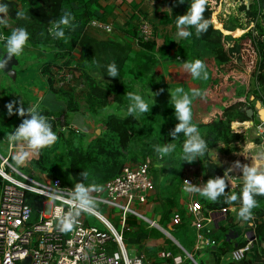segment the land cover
Returning <instances> with one entry per match:
<instances>
[{
	"label": "trees",
	"instance_id": "obj_1",
	"mask_svg": "<svg viewBox=\"0 0 264 264\" xmlns=\"http://www.w3.org/2000/svg\"><path fill=\"white\" fill-rule=\"evenodd\" d=\"M175 3L180 15H183L190 9L193 0H184V3L175 0ZM0 4L8 5L7 16L0 13V17L8 22L7 27L0 25V36L5 37L2 43L6 44V39L13 29L25 28L29 33L25 48L34 50L39 57L50 54V58L41 63L39 70L51 96L59 97V103H63V109L58 112L45 107L38 111L47 117L58 139L51 146L41 149L38 155H32L30 162L33 168L45 173L49 178H58L74 189L77 184H83L85 188L105 184L117 177L127 162L146 163L148 158H156L159 155L155 151V145L174 143L178 157L183 159V143L186 137L180 133L177 139L172 140L169 135L179 123L174 114V103L171 99L163 98L161 104L153 105L149 100V93L152 91L157 90L170 96L176 89L172 88V91L168 92L169 88L163 84L162 77L155 73L156 54H163L168 48H175V56L181 61L200 59L205 63L207 70L214 69L199 90L201 95L191 97L192 123L197 126L207 144L205 154L191 162L203 165L200 176L202 185L210 178L224 177L223 170L209 157V153L215 149L223 154L236 152L234 145L243 138L244 133L240 129L250 128L248 125L253 122L245 113L246 108H252L249 101L253 104L259 101L264 107V0H250L249 4H241L238 7V11L246 18V23L252 25L245 32L241 30L245 28L235 16L219 22L213 15L212 22L218 30L213 29L210 19L217 6V0H207L203 13L204 19L209 21L207 31L197 37L195 28H188L192 33L188 38H181L174 33L170 38L164 39L161 50L157 46L154 36L156 30L153 27L151 40L145 41L140 37L139 22L142 18L131 17L123 24L120 33L125 38L116 36L113 28L109 33L110 37H93L89 32L101 29L90 26V23L98 21L106 24L111 13L107 6L100 4V0H0ZM20 11L25 13L27 19L17 18ZM66 11L74 17L71 23L75 26L74 29L65 28L67 42L57 39L49 31L53 23ZM228 35L239 37L232 39ZM76 48H79L80 55L77 61H72L71 55ZM205 52L213 54L215 65L207 64L203 58ZM17 62L19 65L18 60ZM113 62L119 72L116 78L107 76V66ZM61 67L79 73L75 82L82 83L81 95L88 114L98 115L104 109L112 108L109 114L101 118L103 130L100 134L94 135V138L85 143L82 140L86 136L85 132H75L66 123V113L71 115L80 112L75 94L76 87L54 86L53 69ZM24 70L25 68L21 69ZM15 72L18 76L17 69ZM238 75L241 76L240 79L244 77V86L240 84ZM127 92L141 95L149 103L150 111L138 118L128 116L129 101L125 96ZM120 111L125 114H117ZM13 117L22 118L17 111ZM65 133L68 135L65 136ZM255 143L259 144L260 140L257 138ZM164 159L166 156L162 161ZM173 162L166 161L164 165H171ZM158 170L155 174L157 180L158 177L161 179L160 185H157L156 178L152 177L154 201L157 202L153 211L158 216V224L165 227L173 211L178 209L176 199L181 181L176 184V190L171 192L168 190L173 184L171 177H168L171 174L170 168L161 167ZM82 172H88V177L84 178ZM2 183L0 177V189ZM243 186L244 182L233 189L229 186L226 188V195L236 194L238 197L232 205L241 207L239 197ZM222 197V200L201 203L205 209L218 212L230 205L225 203V196ZM254 199L258 206L252 209L253 218L256 221L262 219L255 227V235L258 241L264 242V195H256ZM26 201L38 206L39 196L27 194ZM247 222L244 221V227ZM228 223L232 226L233 220L228 218ZM126 225L128 230L122 232V241L128 252L130 248L138 249L148 239L160 238L162 235L147 222L133 216L127 217ZM227 229V226H217L207 232L203 231L222 255L243 245V242L233 244L227 240ZM215 230H218L220 236L215 235ZM220 240L223 243L218 247ZM114 249L116 246L111 245V250ZM197 259L198 256L194 257V260ZM228 264L251 263L230 261ZM254 264H264V253L256 257Z\"/></svg>",
	"mask_w": 264,
	"mask_h": 264
},
{
	"label": "built area",
	"instance_id": "obj_2",
	"mask_svg": "<svg viewBox=\"0 0 264 264\" xmlns=\"http://www.w3.org/2000/svg\"><path fill=\"white\" fill-rule=\"evenodd\" d=\"M90 26L106 33L112 31L110 25L98 21H92ZM139 35L145 41L153 38V28L145 19L139 22ZM4 40L5 37L1 35L0 43ZM78 77L76 72L65 67L53 69L55 87L74 85L73 82ZM80 85L82 88L81 82ZM71 129L80 131L76 127ZM8 158L0 156V177L3 182L0 189V264H21L27 257L30 258L29 264H146L144 257L127 251L122 241V232L128 230V216L141 219L150 227L160 228L156 221L146 218L144 213L150 193L154 190L147 164H124L117 177L95 188L88 187V198L92 207L81 210L79 201L75 199L76 189L58 178L48 177L37 181L32 174L27 175L10 164ZM236 160H245V157L236 156ZM230 166L231 164L223 171V176L228 186L233 189L242 182L240 179H243V173L228 171ZM199 172L201 173L200 169L194 164L184 166L181 172L182 189L185 188V181L197 186L198 180H201L198 177ZM34 189L57 193L64 199L49 201L47 195H40ZM27 194L39 196V205L27 202ZM196 196L197 194L189 195L188 212L190 225L196 232V250H200L214 245L203 232L208 231L207 226L215 220L225 218L228 212L234 213L237 206L230 204L218 212H213L204 209ZM98 209H118L119 213L113 216L120 218L121 230L117 231L108 216L99 213ZM77 211L79 215H76ZM67 213H72L76 223L72 231L61 232L57 215ZM87 216L98 220L104 228L91 226ZM261 221L262 219L256 221L252 218L246 223L243 245L230 251L231 262L246 261L254 264L256 257L264 253V242L258 241L255 235V227ZM111 245H115L116 249L111 250ZM250 253L254 257L251 259L249 256L250 259H247ZM166 256L168 255L165 253L161 254V257ZM188 257L193 261L191 256Z\"/></svg>",
	"mask_w": 264,
	"mask_h": 264
},
{
	"label": "clouds",
	"instance_id": "obj_3",
	"mask_svg": "<svg viewBox=\"0 0 264 264\" xmlns=\"http://www.w3.org/2000/svg\"><path fill=\"white\" fill-rule=\"evenodd\" d=\"M179 3H184V0H179ZM207 0H193L190 9L183 15H178L176 20V27L178 29L177 35L181 38H188L192 35L188 28H195L197 37L205 33L209 27V21L204 19L203 13L205 11V5ZM0 13L7 16L8 5L0 4ZM18 19H27L25 13L20 11L17 13ZM74 19L70 12H65L58 21L54 22L52 28L49 30L54 34L57 39H63L67 42L65 37V28H73L74 25L71 21ZM0 25L8 26L7 19L0 17ZM29 39V33L23 27L13 29L11 35L6 39V55L7 60L0 62V68H4L12 57H19L26 46ZM184 71L191 74L194 79H207L208 73L205 70V63L196 59L192 62L183 63ZM119 72L115 62L107 66V76L116 78ZM155 95V94H154ZM201 93L195 89L192 90L191 96L185 92L183 88H176L174 92L170 93L171 101L174 103V114L179 121L175 125L169 135L172 140L179 137L180 133H183L186 137L183 143V160L191 163L197 157H201L207 150V144L201 137V134L195 124L192 123V98L200 96ZM126 99L129 101L127 108V115L133 118H138L140 115L148 113L150 111L149 103L146 102L141 95L133 92L125 93ZM15 102H10L6 105L8 114L12 115L13 106ZM155 101H153V105ZM153 107V106H152ZM17 113L20 117L30 116V118L23 119L22 123L15 129L13 133L7 135V139L10 143H20L23 145L21 150L13 156V160L16 166H23L29 160L32 155H38L39 151L45 147L51 146L57 139V134L52 130V126L49 123L46 116L41 115L36 107H29L26 110L21 106L17 109ZM156 153L161 157L168 156L174 152L176 145L174 143H167L163 145L154 146ZM235 168H242L244 186L242 193L239 197L241 201V207L239 209L238 217L244 221H249L253 218L252 209L257 207V201L254 199L256 195H264V171H260L255 166L241 165L238 161L234 165ZM229 169L228 171H231ZM81 175L87 178L89 173L82 172ZM95 188L96 186H91ZM226 183L225 177H215L207 180L205 185L197 187L193 184H189L185 181L184 191L189 194H199L200 196L207 198L208 200L215 202L222 195L225 196V203L232 204L238 200L236 194L226 195ZM40 195H47L49 201L59 199L63 200L64 197L57 193H49L45 190L34 189ZM89 188H85L83 184H77L75 191V199L79 201L81 210H86L92 207V202L88 198ZM79 215V211L76 212ZM59 221L58 228L61 232L72 231L74 224L76 223L72 213L64 215H57Z\"/></svg>",
	"mask_w": 264,
	"mask_h": 264
},
{
	"label": "crops",
	"instance_id": "obj_4",
	"mask_svg": "<svg viewBox=\"0 0 264 264\" xmlns=\"http://www.w3.org/2000/svg\"><path fill=\"white\" fill-rule=\"evenodd\" d=\"M100 4L102 6H107L110 9L111 13L107 17L106 24L110 25L114 29L113 33L119 38H125L123 34L120 33V29L123 24L131 17L137 19H145L152 25V27L156 30V35L154 36L157 46L158 48H160V50L166 37L170 38L172 34L178 33L176 20L180 13L178 7L176 6L175 0H100ZM89 33L97 39H105L109 36V33H106L103 30H91ZM170 41L171 43H173L171 39ZM79 55V48H76L71 55L72 61H77ZM156 62L155 73L162 77L163 84L169 88L168 90H170L168 92H171L172 88L178 87L183 88L184 91L185 89H188V91L191 92L193 89L197 91L201 89V83L198 80H195L190 73L184 71V61H181L175 56V48H168L163 52V54H156ZM38 73L39 77L45 82V79L41 77L40 70L38 71ZM3 75H5L10 81L17 79L16 75L14 78H9L7 74ZM23 77L24 76H22L21 78V83H23V80H25L24 82L26 84V87H24L23 89L30 95L28 103L25 102V99L22 98V93H9V95H6L0 88V133L4 135V141L8 143L6 154L4 155L0 153V156L3 157L10 158L11 156H14L21 150V147L23 146L20 143H10L7 139V135L9 133H13L15 129L22 123L23 119L30 118V116H25L15 119L13 115H15L17 109L22 105L25 110L29 107H36L37 111H39L40 104L45 100L46 97L53 99L49 92L45 94L42 90H38L35 87H30L29 83L26 82L27 79ZM185 79H187V81H185ZM18 94L21 96L20 102L17 97ZM10 102H15L13 106L14 114L12 115L8 114V110L6 107V105ZM62 109L63 103L61 104L60 111ZM73 117L74 120L71 121L72 127L84 128L82 116H80V114H74ZM74 125H77L78 127ZM175 153H177V151L174 150L173 155H176ZM246 156L237 157H245V160H243V162H240L248 166H255L260 171H264V158L259 159V156ZM256 158H258L260 160V163H262L260 166H256ZM197 166L199 167L200 171L203 169V165L201 163H197ZM42 175L45 177L44 179H47L49 177L43 173ZM240 180L242 181L240 183L244 182L243 179ZM197 183V187L202 188L204 186L202 185L201 180H198ZM179 191L183 195L182 201L178 202V209L173 211L171 219L170 221H168L165 227H161L158 224V216L153 211L157 207V202L154 201L155 189L150 193L148 204L144 207V213L150 215V217H148L149 219L156 221V223L160 227L157 228V230H159V232H162L164 236L159 239L150 238L147 241L143 242L140 248L137 249L135 247H132L130 248L129 252L132 255L138 254L144 257L146 264H228L230 262V252L225 255L219 254L220 251L216 249L215 246V249H212L209 246L210 248L206 247L200 250H196V237L194 242L186 247L179 239H177L173 235V232L178 231L177 227L185 225H188L189 228H191L196 234L195 230L190 225L191 219L188 212L190 194L186 193L184 189H182L181 183H179ZM196 197L199 198V194ZM239 209L240 207H237L234 214L229 212L227 214V218L225 216V218L215 220V222H213L211 225H208L207 227L210 229L212 227L216 228L217 226H227L228 229L225 233L227 236V240L231 241V243L233 244H236L237 242L242 243L244 241L243 230H245V227L244 220L238 217L237 210ZM179 213H182L183 216H185L186 221L182 220V217L181 219L177 217V214ZM228 218H231L233 220L232 226H229ZM220 241L218 247H220L223 243V241ZM162 253H165L168 256L161 257ZM188 256H191L195 263ZM197 256L198 259L196 261L194 260V257ZM249 256L252 259L254 257V254L250 253L247 256V259H250Z\"/></svg>",
	"mask_w": 264,
	"mask_h": 264
},
{
	"label": "rangeland",
	"instance_id": "obj_5",
	"mask_svg": "<svg viewBox=\"0 0 264 264\" xmlns=\"http://www.w3.org/2000/svg\"><path fill=\"white\" fill-rule=\"evenodd\" d=\"M250 0H217V6L213 12V14L211 15V26L213 29L214 28V24L212 22V16L214 15L217 19V21L222 22V21H226L229 18H231L232 16H235L237 18H239L240 23L242 24V26L245 29H241L242 31H246L249 27H252V25H248L246 23V18L244 17V15L238 11V7L241 4H249ZM218 30V29H215ZM243 32V33H244ZM242 33V34H243ZM230 36L232 39L238 38V37H234L232 35H228ZM110 37V36H108ZM230 44H232V41H230ZM6 44L4 43H0V53H4L6 52ZM50 54H43L42 57H39L37 53H35L34 50L31 49H26L24 48L23 53L19 56L16 57V59L19 61V65H16L13 67L14 70L17 69V79L10 81L5 75V73H3L2 71H0V88L3 91V93H5L6 95H9V93H22V98L25 99V102L28 103V99L30 98V95L24 91V87H26L25 84V80H23V83H21V78L22 76L25 77V79H27V83H29L30 87H35L38 90H42L43 93L47 94L49 91L47 90V87L45 86L46 81L44 82L40 77H39V68L42 62L46 61V59H49ZM188 58H190L188 56ZM204 60L207 61V64H211V65H215L214 64V60L213 59V54L211 52H205L203 55ZM1 59V58H0ZM194 61L193 59H189L187 60V62H192ZM22 68H25L24 71H21ZM208 73V77L210 75H212L214 69H210L207 70L205 69ZM3 74H2V73ZM77 77L79 76V73L76 72ZM239 77V81L241 85H245L246 81L243 78L240 79V75H238ZM23 77V78H24ZM41 77L43 78V76L41 75ZM180 79V78H179ZM201 83V87L205 84V80L203 78L200 79H196ZM185 81H187V79H185ZM74 85H69V86H75L77 91H75L76 97H77V103L79 104L80 107V112L78 114H80V116H82V120L84 122V128H78L80 131L85 132V137L82 138V140L85 142L89 141V139L94 138V135H98L97 130H103V127L101 125V118H103L105 115L109 114L112 111V108H106L104 109L102 112H100V114H88L87 111V106L85 104V101L82 99V90H79L81 88L80 83H76L75 81L73 82ZM172 85V84H171ZM69 86H67L66 88H68ZM78 87V88H77ZM170 91V90H168ZM185 92L189 93L191 95V91H188V89H185ZM49 94H51L49 92ZM155 94V95H154ZM18 100L20 102L21 100V96L18 94L17 95ZM171 99V97L164 93V92H158L157 90L152 91L149 93V100L150 103H153V101H155L156 103L161 104L162 99ZM59 97L55 96V98L51 99L49 97H46L45 100L40 104L39 109L41 108H47V109H51L53 111H60L61 109V104L58 102ZM249 105L251 107H254V104L249 101ZM22 106V105H21ZM67 119H66V123L69 125V127H72L71 125V121L74 120L73 115L74 114H68L66 113ZM119 115H124L125 112L120 111L119 113H117ZM200 117L202 118V116L200 115ZM196 120L199 118H195ZM258 117L256 115V113L254 114L253 117V122H250V124L248 126H250V128L246 129V128H242L240 130H243V138L236 143L235 149L236 152H232V153H228V154H223L220 151H218L217 149L215 150H211L209 153V157L215 162L216 165H218L223 171L229 167L230 164L232 163H236V156H259V159H263L264 158V133L261 131L260 128V124ZM71 125V126H70ZM77 126V125H74ZM78 127V126H77ZM100 134V132H99ZM68 134L65 133V136H67ZM260 140L259 144L255 143L256 139ZM252 143V145H251ZM7 146L8 143L4 141V135L0 133V153L1 154H6V150H7ZM247 152V153H246ZM176 155H178L177 153H175ZM176 155H173V152L171 154H169L168 156H166V159H164V161H162L163 158H161L160 156H157L156 158H148L146 163L149 171H150V175L151 177H155L156 178V174L155 172L163 167L164 169H168L170 168V173L168 175V177H171L173 184L170 185L168 188L169 191L174 192L176 190V184L178 182L181 181V171L184 168V165H186L183 159L180 160V158ZM31 158V157H30ZM30 158L29 160L26 162L25 165L23 166H16L13 160V156L10 157V164L14 165L15 167L19 168L22 172H24L27 175L32 174V177L37 180V181H43L44 180V176L42 175V173L33 168V165L30 162ZM258 158H256V166H260L262 163H260V160ZM166 161H174L171 165H164ZM234 161V162H233ZM243 162V160H241ZM241 162V163H242ZM131 162H127L125 164H128ZM144 163V162H143ZM190 164H194L197 166V163H190ZM188 165V164H187ZM242 165H244V163H242ZM199 170V167H198ZM8 173H10L9 170H7ZM159 172V170H158ZM169 173V172H168ZM45 174V173H44ZM201 173L199 172V179H201ZM15 178H18L20 180H23L22 178H20L19 176H16L14 174H12ZM243 177V174H241ZM167 181L170 179H166ZM161 179L158 177V180L156 178V184L160 185ZM165 183V182H164ZM182 193L180 191H178V198L176 199L177 202H181L182 201ZM222 196L218 198V200H222ZM217 200V201H218ZM199 201H210L207 198H204L202 196L199 195ZM212 202V201H210ZM203 203V202H202ZM179 207V204H178ZM99 213L103 214V215H107L109 221L112 223V225L114 226V228L117 231L121 230V225L119 223L120 218L114 217L113 215H116L115 213H119L118 209H112V210H107V209H98ZM181 212V211H180ZM180 214V215H179ZM177 214L180 219L182 217V220L186 221L185 216H183L182 213ZM234 214V213H233ZM146 218L150 217L149 214H145ZM88 222L90 223L91 226L99 228V229H103L104 226L96 219H92L91 217L87 216ZM138 219V218H137ZM141 220V219H140ZM155 228V227H154ZM157 229V228H155ZM177 232H173V235L179 239L184 246H188L191 245L192 242H194L195 240V233L194 231L189 228L188 225L185 226H181V227H177ZM162 235L160 238H162L164 236V234L162 232H160ZM215 235L216 236H220V234L218 233V230H215ZM159 239V238H158Z\"/></svg>",
	"mask_w": 264,
	"mask_h": 264
},
{
	"label": "water",
	"instance_id": "obj_6",
	"mask_svg": "<svg viewBox=\"0 0 264 264\" xmlns=\"http://www.w3.org/2000/svg\"><path fill=\"white\" fill-rule=\"evenodd\" d=\"M4 60H7L6 53H4L1 56L0 62H3ZM17 64H18V62H17L16 58L12 57V59L8 61L6 66L4 68H0V69L5 74H7V76L9 78H14L16 73H15V70L13 69V67L16 66ZM245 113H246V117L249 120H253L254 114L256 113V115L258 117V120H259V123H260L261 131L264 133V107H262L261 103L259 101H256L254 103V107L253 108L249 107V108L245 109ZM99 132H100V130H98V134H99ZM238 203H240V201H238ZM211 248L215 249L214 246H212ZM29 262H30V258L27 257L26 259H24V261L21 262V264H29Z\"/></svg>",
	"mask_w": 264,
	"mask_h": 264
},
{
	"label": "bare ground",
	"instance_id": "obj_7",
	"mask_svg": "<svg viewBox=\"0 0 264 264\" xmlns=\"http://www.w3.org/2000/svg\"><path fill=\"white\" fill-rule=\"evenodd\" d=\"M237 161L242 165V163L239 160H236V162ZM234 165H235V163L231 164V166H230L233 171H235V172L242 171V168H235Z\"/></svg>",
	"mask_w": 264,
	"mask_h": 264
},
{
	"label": "flooded vegetation",
	"instance_id": "obj_8",
	"mask_svg": "<svg viewBox=\"0 0 264 264\" xmlns=\"http://www.w3.org/2000/svg\"><path fill=\"white\" fill-rule=\"evenodd\" d=\"M253 108V107H252Z\"/></svg>",
	"mask_w": 264,
	"mask_h": 264
}]
</instances>
